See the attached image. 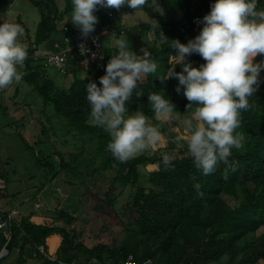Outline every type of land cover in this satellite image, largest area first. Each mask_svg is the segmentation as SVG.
<instances>
[{
  "label": "trees",
  "instance_id": "16d2710c",
  "mask_svg": "<svg viewBox=\"0 0 264 264\" xmlns=\"http://www.w3.org/2000/svg\"><path fill=\"white\" fill-rule=\"evenodd\" d=\"M8 4L15 0H5ZM40 12V21L37 25L35 38L27 48L28 56L24 63L25 74L23 79L34 87L43 97L45 105H52L55 114L66 120L70 130L84 141L95 143L93 149L86 148L71 154L66 160L58 155V163L53 156L37 154V164L49 168L50 180L59 175H72L83 183L88 178L104 172L114 173L111 188L120 185L123 189L135 188L132 195V210L134 223L137 229L128 232L127 238L120 245L100 243L89 248L81 241L76 240L66 228L35 224L28 219H16L9 225L11 239L6 241L0 233V245L7 243L8 254L2 261L18 249L19 256L15 264L26 263L28 248L33 249L43 261L42 264H55L45 255L37 251V246L44 245L49 251V239L60 235L62 241L58 250V258L63 261L89 263L94 261H111L114 264H124L128 259L143 262L148 259L152 264H259L264 262V234L258 231L264 227V79L261 78L257 91L249 98L252 108L241 112V123L237 131L244 135L243 147L233 149L230 161L237 162L235 169L223 163L217 166L214 173L204 176L193 166L189 155L173 157L174 168L164 169L159 161L162 152H146L132 159L121 162L115 159L106 145L110 139L100 127L89 123L90 106L86 100V84L96 81L99 86V77L105 71L84 73L72 63L67 74L73 75V81L68 89H61L47 79L43 74L46 66L41 58H35L42 46L52 48L64 35H69L74 41L84 35L73 25L71 20L65 21V16L71 14V0H64L65 8L60 10L56 0H30ZM165 8L181 11L182 17L166 21L154 15L148 5L145 10L158 19V25L168 40L158 48L151 49L155 60L166 56L172 40L187 43L200 31H196L192 20L199 15L210 11L212 0H157ZM124 6L116 8H98V21L92 32H99L107 24L113 32L121 31L120 21ZM258 8H264V0H259ZM141 29L151 30L149 24H142ZM27 30V29H26ZM28 31V30H27ZM89 33V34H90ZM175 49H171L175 55ZM112 51L105 50L106 64ZM193 66L203 63V59L196 53L186 57ZM170 65H166L161 73L150 74L145 80L139 81L137 89L126 102L128 114L136 110L142 111L146 119L157 120L154 110L150 106L148 94L158 92L168 98L176 112L174 124L180 127L176 133L187 139L189 130L184 127L183 120L195 111V105L188 109L189 103L183 91L177 93L178 80L174 77L163 79ZM180 64L175 65V71H181ZM85 74V76H83ZM140 91L141 95L136 92ZM156 118V119H155ZM194 124L197 121L193 120ZM184 129L188 132L185 133ZM189 133V135L187 134ZM28 150L34 148L26 143ZM151 165L155 167L149 173L150 186L140 184V167ZM0 177L6 181L5 170L0 166ZM193 177L201 184L203 196H197L192 187ZM44 189V185L41 190ZM87 193L100 204V215H110L120 225L123 219L115 206L116 196L112 189L101 198L91 191ZM8 197L7 188L0 192V200ZM230 197L231 199H228ZM63 216V212H60ZM67 221L73 220L66 216ZM227 258V260H224ZM1 261V262H2Z\"/></svg>",
  "mask_w": 264,
  "mask_h": 264
},
{
  "label": "clouds",
  "instance_id": "9594fccd",
  "mask_svg": "<svg viewBox=\"0 0 264 264\" xmlns=\"http://www.w3.org/2000/svg\"><path fill=\"white\" fill-rule=\"evenodd\" d=\"M258 2L212 0L210 11L200 21L198 34L187 43L171 41V48L176 51L163 79L176 78L177 93L182 90L189 102L186 107L190 110L195 105V111L183 120V125L190 132L187 151L193 166L204 176L214 173L220 163L234 170L237 162L229 159L232 150L243 147L244 135L237 131L241 112L252 108L249 98L262 82L260 74L264 70V8H258ZM71 3L69 19L87 36L98 21L95 14L98 8L119 9L127 5L138 10L149 3L155 6L157 0H71ZM157 11L162 13L159 7ZM154 27L158 28L156 22ZM23 32L19 23L0 22V89L22 79L19 66L28 56L27 45L19 39ZM116 47L104 74L98 78L99 86L96 81H88L85 88L92 123L110 137L107 150L124 162L160 141L159 127L148 123L140 110L128 114L126 105L138 82L155 73L158 65L147 48L138 54L123 40L117 41ZM193 53L204 62L198 66L186 62V57ZM258 54L261 59L256 61ZM176 64L181 65V71H175ZM136 94L139 96L141 92ZM148 100L157 118L176 119L174 104L164 95L151 92ZM172 161L171 155L163 153L159 164L170 169L174 168ZM192 187L197 196L204 195L195 177Z\"/></svg>",
  "mask_w": 264,
  "mask_h": 264
},
{
  "label": "rangeland",
  "instance_id": "374dc122",
  "mask_svg": "<svg viewBox=\"0 0 264 264\" xmlns=\"http://www.w3.org/2000/svg\"><path fill=\"white\" fill-rule=\"evenodd\" d=\"M56 1L60 10L63 11L64 0ZM147 5L154 15L166 21L179 19L183 15L181 11L162 7L158 3L155 6H151V3ZM158 7L162 9V13L157 11ZM40 17L39 10L30 0H15L11 4L0 0V22L21 24L24 32L19 39L27 45V48L34 41ZM69 18L70 14L66 15L65 21H69ZM155 22L158 25V19L152 17L144 6L134 10L124 5L119 25L122 30L104 34L101 38L103 47L114 54L117 51V41L123 40L138 54L142 48H147L149 51L154 45L160 48L161 44L168 40V37L163 35L159 25L158 28L154 27ZM142 24H149L151 30L143 31L140 27ZM169 48L166 56L155 60L158 65L155 73H161L166 65L173 62L172 48ZM48 50V47L42 46L37 54L43 55ZM260 59V54L254 58L256 61ZM19 71L22 73V79L18 83L0 89V166L7 175L8 194V197L0 200V208L5 211L17 210L19 212L16 217L17 221L25 218L35 224L66 228L67 231L75 235L76 240L81 241L89 248L100 243L120 245L127 238L129 231L137 229L131 206L135 188L123 189L118 184L111 188L114 176L112 171L88 178L84 183L74 179L70 174L59 175L50 180V169L37 164L39 152L53 156V160L57 164L59 161L57 154H61L66 160H69L71 154L84 148L91 150L95 143L77 137L76 132L68 127L66 120L55 114L53 106L45 105L44 99L38 91L23 79L24 64L19 66ZM155 73L147 74L140 81ZM43 74L61 89H68L73 81V75H63L48 66H44ZM260 75L264 79V70ZM157 120L160 123L154 122L153 119H147V122L159 127L160 141L138 152L132 158L155 151L170 152L174 157L189 155L187 139L181 138L177 134L180 127L174 124L171 119L157 118ZM89 123L93 124L91 119ZM184 131L188 132L187 129ZM187 134L189 135V133ZM26 143L34 148L35 153L27 149ZM153 169L155 167L151 165L140 167V184L142 186H150L149 173ZM43 185L44 189L41 190ZM110 189L117 198L115 208L123 219L124 225H120L110 215H100L98 208L100 203L87 193V191H91L98 197L104 198ZM60 212L66 216H72L73 220L68 222L67 217ZM260 234H264V227L258 231V235ZM61 241L60 235L49 239L51 254L58 256ZM18 256L19 251L16 249L0 264H15ZM26 259L25 264L43 263L31 248L27 249ZM259 264H264V262Z\"/></svg>",
  "mask_w": 264,
  "mask_h": 264
},
{
  "label": "built area",
  "instance_id": "2783aa9c",
  "mask_svg": "<svg viewBox=\"0 0 264 264\" xmlns=\"http://www.w3.org/2000/svg\"><path fill=\"white\" fill-rule=\"evenodd\" d=\"M202 17L203 15H199L192 20L196 31L202 25L200 23ZM110 32H113V30L111 29V25L107 24L101 31L90 33L75 41L69 35H64L52 48H49L47 53L43 55L36 54L35 58H41L46 66L58 70L63 75L67 74L72 63H75V66L79 67L84 73L105 71V48L103 47L101 38L104 34ZM6 188V181L0 177V192H3ZM18 214L17 210L5 211L0 208V233H3L7 242L11 239V233L8 229L9 225L16 219ZM6 246L7 243L0 245V263L8 254ZM37 251L55 264H114L111 261H94L89 263H79L75 260L72 262L63 261L55 254L46 251L44 245L37 246ZM124 264H152V261L148 259L143 262H137L133 259H128Z\"/></svg>",
  "mask_w": 264,
  "mask_h": 264
}]
</instances>
